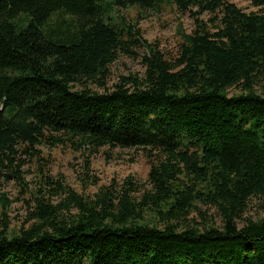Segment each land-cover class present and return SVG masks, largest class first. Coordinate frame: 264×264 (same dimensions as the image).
<instances>
[{
  "label": "trees",
  "instance_id": "trees-1",
  "mask_svg": "<svg viewBox=\"0 0 264 264\" xmlns=\"http://www.w3.org/2000/svg\"><path fill=\"white\" fill-rule=\"evenodd\" d=\"M250 1L259 11L230 0H0V185L25 184L24 161L45 146L139 150L150 165L144 191L128 177L92 197L42 172L20 228L0 200V264H264V218L243 216L264 199V0ZM113 5H174L194 28L168 58L108 14ZM139 47L144 72L107 88L111 65ZM49 184L66 198L54 202ZM199 206L219 222L193 224Z\"/></svg>",
  "mask_w": 264,
  "mask_h": 264
},
{
  "label": "rangeland",
  "instance_id": "rangeland-1",
  "mask_svg": "<svg viewBox=\"0 0 264 264\" xmlns=\"http://www.w3.org/2000/svg\"><path fill=\"white\" fill-rule=\"evenodd\" d=\"M230 1L245 11H259V8L253 6L250 0ZM107 13L112 16L123 15L129 21L136 23L146 40L161 44L168 58L177 56L183 32L189 33L194 28V21L190 14L180 13L174 5L165 6L159 13H141L136 6L121 9L113 5L107 8ZM203 17L208 18L207 15ZM142 56L143 48L139 47L136 48V55H123L114 62L111 65V76L107 82V88L111 89L121 75L143 73ZM94 87L97 88V85ZM99 90L104 91L105 88ZM239 91L236 87L230 89L231 94L239 93ZM41 150L43 156L41 160L26 158L24 161L22 169L25 171V184L10 178L0 185V196H2L0 200L2 204L4 199L8 202L7 208L2 207V210L6 212L11 222L10 228L18 229L27 222L33 210L35 196L41 186L42 172L51 176L55 182H62L66 187L70 186L84 197H92L102 186L122 184L128 177L133 178L142 191H144L143 187L148 188L150 165L142 151L120 148L89 151L85 148L75 149L68 145L53 148L45 146L41 147ZM46 187L50 193L55 194L54 202H61L67 196V193L57 189V184H49ZM199 208L190 216L193 224H204L203 222L206 221L219 222L214 207L199 206ZM243 216L253 220L264 218V199L252 198Z\"/></svg>",
  "mask_w": 264,
  "mask_h": 264
}]
</instances>
